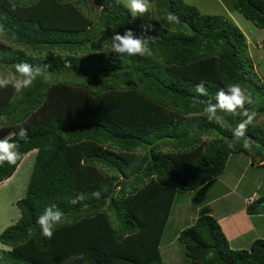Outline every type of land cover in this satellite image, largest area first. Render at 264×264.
Returning a JSON list of instances; mask_svg holds the SVG:
<instances>
[{
	"label": "trees",
	"instance_id": "16d2710c",
	"mask_svg": "<svg viewBox=\"0 0 264 264\" xmlns=\"http://www.w3.org/2000/svg\"><path fill=\"white\" fill-rule=\"evenodd\" d=\"M96 2L100 11L83 0H0V71L15 73L21 61L43 71L20 92L0 88V139L12 134L21 154L0 165V184L36 152L15 203L20 219L0 233V264H163L159 247L176 193L221 176L231 155L264 161V130L255 125L264 88L234 23L185 0H149L159 20L133 17L119 0ZM233 8L262 30L264 49V0H233ZM169 13L178 22L169 23ZM128 29L151 38L148 54L112 51L113 32ZM200 83L206 95L196 91ZM234 83L246 90L243 107L210 120L207 102ZM245 110L256 116L239 138ZM21 127L26 139L15 135ZM78 194L83 201L74 205ZM53 204L64 215L48 239L37 218ZM245 211L264 214V198ZM177 240L189 264H264V239L231 249L210 215Z\"/></svg>",
	"mask_w": 264,
	"mask_h": 264
},
{
	"label": "rangeland",
	"instance_id": "374dc122",
	"mask_svg": "<svg viewBox=\"0 0 264 264\" xmlns=\"http://www.w3.org/2000/svg\"><path fill=\"white\" fill-rule=\"evenodd\" d=\"M119 1L127 7V0ZM185 2L195 6L203 14L226 17L239 28L245 36L247 57L253 65L252 72L255 80L264 88L262 30L233 8V0H185ZM149 4L151 7L147 12L137 15L145 20H159L155 5ZM93 15L97 16L96 13ZM115 33L117 32L114 31L112 35ZM8 75L7 72L0 71V77ZM255 125L264 130V115L260 116ZM250 153L253 156L252 159L256 160L257 154ZM35 156L34 151L28 153L13 176L0 184V233L20 219V212L15 203L25 195ZM249 160L251 158L248 159L243 153L231 155L221 176L196 191L176 193L159 247L163 264L190 263L184 255L183 246L178 242L177 236L181 230L193 225L196 218L210 215L217 220L221 216L225 217L244 210L246 203H250L251 200L264 198V163L259 166H250L248 165ZM251 222L254 225V231L245 238H233L230 241L231 249L247 250L253 239H264V215L252 217Z\"/></svg>",
	"mask_w": 264,
	"mask_h": 264
},
{
	"label": "clouds",
	"instance_id": "9594fccd",
	"mask_svg": "<svg viewBox=\"0 0 264 264\" xmlns=\"http://www.w3.org/2000/svg\"><path fill=\"white\" fill-rule=\"evenodd\" d=\"M150 7L149 0H127V8L133 17H136L137 14H144ZM167 21L169 23L178 22V17L173 13H169ZM150 39L151 38L145 39L143 37L134 36L131 29L125 30L122 35L117 32L112 36V51L120 54H127L128 56H143L150 52ZM42 74L43 71L39 68L34 69L32 65L21 61L15 65V73H10L7 77H0V88L11 85L16 92H20L23 88L29 87L33 81ZM195 89L200 95L207 94L202 83L197 84ZM245 91L246 90L243 89L239 83L229 85L227 89L228 94H225L223 89L218 90L216 93V103L213 104L211 100H209L204 109L208 114V118L210 120L215 118L216 122L223 120V117L217 115L218 110L234 114L237 108L243 107L245 102ZM244 116L246 119L236 127L235 135L239 138L244 137L246 126L252 123L256 113L251 112V115H249L248 111L245 110ZM11 135L12 134H10V136ZM15 135H18L20 139H26L27 130L21 127L20 131ZM10 136L0 139V165L5 162L8 164H15L16 161L20 159L21 154L18 151L19 145L16 142H9ZM244 147H249V143L246 139L244 141ZM93 195L99 199V192L94 191ZM82 201L83 196L78 194L70 202L75 205ZM250 203H252V201ZM63 215V212L55 204L45 208L43 214L37 218V223L44 237L51 239L53 229L61 222ZM28 233L32 235L33 230L29 229Z\"/></svg>",
	"mask_w": 264,
	"mask_h": 264
},
{
	"label": "crops",
	"instance_id": "0c3cea01",
	"mask_svg": "<svg viewBox=\"0 0 264 264\" xmlns=\"http://www.w3.org/2000/svg\"><path fill=\"white\" fill-rule=\"evenodd\" d=\"M227 163H228V161H227ZM261 163H264V161L261 162ZM248 165L254 166V165H252L250 163V160L248 162ZM249 200H251V198ZM249 204L250 203L247 202L246 205H245V208ZM245 208H244V210L238 211L237 213L236 212L235 213H231V214H228L225 217L221 216V218L217 219L222 231L224 232V234H225V236H226V238H227V240L229 242V245H230V241L233 238H236V239L245 238L252 231H254V225L251 222V218L254 217V216H257V215H254V216L247 215L246 211H245ZM261 215H264V214H261ZM225 225H226V227H225Z\"/></svg>",
	"mask_w": 264,
	"mask_h": 264
},
{
	"label": "water",
	"instance_id": "95a60500",
	"mask_svg": "<svg viewBox=\"0 0 264 264\" xmlns=\"http://www.w3.org/2000/svg\"><path fill=\"white\" fill-rule=\"evenodd\" d=\"M86 4H88L89 6H91L92 8H94L96 11H100L101 10V5L100 4H98L97 2H96V0H83ZM234 137H236V136H234ZM132 179V177L131 178H128V179H126V178H122V180H131Z\"/></svg>",
	"mask_w": 264,
	"mask_h": 264
}]
</instances>
